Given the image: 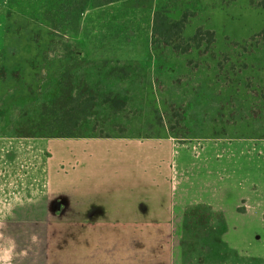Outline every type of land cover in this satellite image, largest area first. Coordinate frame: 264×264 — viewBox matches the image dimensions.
Instances as JSON below:
<instances>
[{"label": "rangeland", "instance_id": "374dc122", "mask_svg": "<svg viewBox=\"0 0 264 264\" xmlns=\"http://www.w3.org/2000/svg\"><path fill=\"white\" fill-rule=\"evenodd\" d=\"M51 3L12 0L5 45L15 46L18 53L29 43L51 47L74 42L42 23ZM156 6L169 8L174 18L186 13L184 38L202 27L214 32V43H202L186 54L152 45L151 14ZM263 26L264 0H116L82 16L83 47L95 50L96 56H109L112 50L117 51L115 58L129 53L127 63L135 67L127 78L130 109L142 106L152 121L156 109L167 124L183 107L191 131L178 156L191 163L178 170L191 179L188 195H209L204 188L214 187V182L222 191V180L229 176V184H235L231 175L239 179L243 170L253 172V164L264 177V142L254 141L264 137V43L256 36ZM1 54L0 135L15 138L8 146H19L21 154L12 157L6 146L10 142L2 145L0 172L9 186L22 190L0 199V264H264V221L243 218L242 205L232 212L230 225L222 211L207 203H194L199 206L185 214L193 206L188 205L183 216L174 215L178 208L171 210L170 202L178 191H173L167 159L158 173L155 164L141 161V152H122L106 143L36 138L35 148L23 146V137L16 138L14 132L37 115L36 96H28L27 86L12 81V68L22 54ZM34 82L39 83L37 78ZM223 83H229L228 90ZM19 90L23 94L17 95ZM54 92L42 91L40 97ZM228 94L241 105L234 116L226 106L214 123L220 116L219 97ZM155 131L171 137L157 125ZM215 138L225 141L196 151L195 140ZM71 188L75 196L56 192ZM144 200L155 216L143 206Z\"/></svg>", "mask_w": 264, "mask_h": 264}, {"label": "trees", "instance_id": "16d2710c", "mask_svg": "<svg viewBox=\"0 0 264 264\" xmlns=\"http://www.w3.org/2000/svg\"><path fill=\"white\" fill-rule=\"evenodd\" d=\"M11 1L9 0V3ZM114 1L116 0H52L51 6L45 7L47 19L42 23L50 27L53 33H58L60 38L66 35L74 42H62L51 47L41 45L35 47L29 43L26 51L18 53L15 46L8 43L5 45L4 50H8L12 56L22 54L12 68L11 76L14 77L12 81L17 82V87L27 86L25 94L30 97L36 96L34 102L38 107L37 115L21 122L14 132L15 136L152 138L160 137L159 132L155 131L157 125L178 142L187 141L188 130L191 131V128L187 126L183 107H179V111L171 115L172 119L170 118L167 124L162 118L164 115H159L156 109L152 110L155 124L148 119V115H144L142 106L138 109L133 108L135 112L130 109L131 98L128 94L130 81H127V78L134 72L135 67L127 63L128 52L122 51L121 58H115L117 51L114 50L110 51L109 56L102 54L96 56L95 50H87L79 41L83 14L88 9ZM143 1H149L150 4V0ZM187 20L186 13L174 18L169 8L154 7L151 14V44L169 46L174 53L186 54L194 48H199L202 43L206 46L214 43V32L209 29L203 30L202 27H198L192 36L184 38L182 31ZM8 36L7 31L6 37ZM256 36L264 43V26ZM146 57H151V54L147 53ZM218 68H222L221 62ZM36 78L39 83L35 85ZM0 83L1 85L4 83L1 71ZM228 85L229 83H223L222 88L228 90ZM2 88L3 86L0 87L1 97L4 96L1 94L4 91ZM52 88L55 90L53 94L46 98L40 97L42 91L46 95ZM18 94H23V91H17ZM233 96L234 94H228L227 98L219 97L217 114L220 116L214 118V123L218 117H223L226 106L230 105L229 108L232 110L230 116L235 115V109L241 103L234 102ZM260 97L264 101V94ZM131 114L135 116L131 118ZM232 125L235 126L236 122L233 121ZM220 133H224L223 128ZM196 206L199 205L186 208L185 214L188 209Z\"/></svg>", "mask_w": 264, "mask_h": 264}, {"label": "crops", "instance_id": "0c3cea01", "mask_svg": "<svg viewBox=\"0 0 264 264\" xmlns=\"http://www.w3.org/2000/svg\"><path fill=\"white\" fill-rule=\"evenodd\" d=\"M9 0H0V54L5 49V33H6V23H7V12H8ZM1 85V83H0ZM19 138V137H16ZM15 139L13 137H2L0 135V147L8 142V145H14ZM34 139L36 138H22L24 141L23 146L32 147L34 146ZM66 139H76L79 141L87 142L88 144L95 143L101 145L102 143H106L111 145L114 148H117L119 151L124 152L125 150L132 149V152L139 151L142 154L139 156L141 161H144L146 164L153 163L156 165L158 173H160V165L161 167L164 164V159H167V165L170 169L169 176L172 175V188L173 191L177 192V195H174V199L171 200L170 206L178 208V213L174 214L176 217L180 215H184V210L188 205H196L204 204L209 205L213 210L222 211L224 213L226 223L230 225V221L232 219V212H235L237 207L242 205L243 211L240 215L243 218L253 217L254 219L264 221V202H262V193L264 189L261 190V180H264L261 172L258 170L259 166H255L253 164V172L248 173L243 170L239 179H237V175H231L232 179H235V184L230 185L232 183L229 181V176L226 177V181H221V189L222 191L217 190L215 182L214 187H206L204 190H208L210 192L209 195L201 194V195H188L187 188L191 185V179L189 178L187 172L185 174L181 173V170H178V167H181L183 164L189 165L191 162H185L178 156L179 146L182 143H178V141L172 137H152V138H135V137H111V138H98V137H86V138H66ZM244 140V139H242ZM197 142V146H195L196 151H205L203 148L205 145H208L211 142H215L216 144L219 142H224L225 140L209 139V140H195ZM194 141V142H195ZM248 141V140H247ZM253 141V140H251ZM256 142H264V139H255ZM13 143V144H12ZM17 143V142H15ZM32 144V145H31ZM185 144V143H184ZM189 144V143H186ZM10 147V156H15L17 154H21L19 146H8ZM94 149L98 148L97 146H93ZM1 149V148H0ZM109 150V149H108ZM26 150H23L22 153H25ZM2 150L0 152V155ZM253 162V160H252ZM223 163V162H222ZM182 164V165H181ZM256 169V171H255ZM62 177V176H61ZM72 176H69L71 178ZM77 177H80L77 175ZM65 179V177L63 176ZM55 184V183H54ZM9 182H5V176L1 170L0 172V199H3L6 193H13L15 190H22L19 185L12 186ZM52 182L48 180V188L52 190ZM67 191L68 189H59L56 192H59L60 195H74V192ZM12 191V192H11ZM79 195L76 194V197ZM210 196V197H209ZM264 200V199H263ZM143 206L147 207L151 213V216H155V211L152 206H149L147 201H141ZM207 203V204H206ZM175 212V211H174ZM223 215V214H222ZM174 216V217H175Z\"/></svg>", "mask_w": 264, "mask_h": 264}]
</instances>
